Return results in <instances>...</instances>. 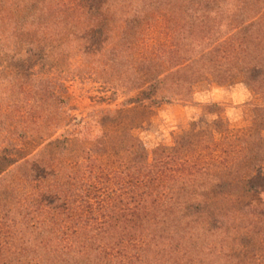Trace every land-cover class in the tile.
Wrapping results in <instances>:
<instances>
[{"label": "trees", "instance_id": "16d2710c", "mask_svg": "<svg viewBox=\"0 0 264 264\" xmlns=\"http://www.w3.org/2000/svg\"><path fill=\"white\" fill-rule=\"evenodd\" d=\"M24 36L126 98L30 150L3 136L0 264H264V0H0L2 49ZM198 74L258 93L245 127L201 119L148 147L122 120Z\"/></svg>", "mask_w": 264, "mask_h": 264}, {"label": "rangeland", "instance_id": "374dc122", "mask_svg": "<svg viewBox=\"0 0 264 264\" xmlns=\"http://www.w3.org/2000/svg\"><path fill=\"white\" fill-rule=\"evenodd\" d=\"M31 42L32 36H24L15 49L13 44L7 49L0 45V146L9 145L1 142L4 135L9 138L14 132L17 135L25 133L32 135L25 147L30 150L47 134L56 131L59 135L66 130L64 125L71 130L74 126L70 125L76 119L88 117L99 108L122 106L126 97L113 94L114 90L91 74L84 64L74 59L58 60L46 51L30 52ZM17 60L24 62L21 64ZM171 80L172 76H165L156 84L158 92L167 95L172 92L171 98H159L155 104L135 101L122 107V120L136 127L139 138L148 147L171 143L174 139L185 143L191 123L201 119L209 122L221 119L238 128L245 127V104L258 97V93L245 84L220 86L206 81L202 74L180 88L173 86ZM51 83L63 103L50 96L52 88L48 91L46 86ZM136 95L137 92H131L128 97ZM7 111H10V120L4 125L2 121ZM259 113V124L263 128L264 111ZM258 131L256 138L259 134L264 136L263 129ZM260 197L264 198V193Z\"/></svg>", "mask_w": 264, "mask_h": 264}]
</instances>
